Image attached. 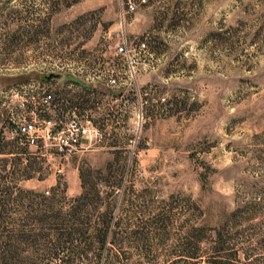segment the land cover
<instances>
[{
  "label": "rangeland",
  "instance_id": "374dc122",
  "mask_svg": "<svg viewBox=\"0 0 264 264\" xmlns=\"http://www.w3.org/2000/svg\"><path fill=\"white\" fill-rule=\"evenodd\" d=\"M34 118L53 138L27 147ZM1 135L0 264H264V0H0ZM83 204L85 256L26 225ZM17 230L52 236L13 259Z\"/></svg>",
  "mask_w": 264,
  "mask_h": 264
},
{
  "label": "trees",
  "instance_id": "16d2710c",
  "mask_svg": "<svg viewBox=\"0 0 264 264\" xmlns=\"http://www.w3.org/2000/svg\"><path fill=\"white\" fill-rule=\"evenodd\" d=\"M1 140H4V137L1 135L0 137V143ZM1 146V145H0ZM3 152V149L0 147V154ZM22 180H30L35 178L34 175L31 174H25L23 177H21ZM85 186V183H83ZM93 188H91L92 190ZM94 193V190H92ZM22 194H26L28 197H31L34 200H38L40 203H49L54 202L55 200L53 198H45L43 195H40L34 191H24L21 192ZM97 196V193L95 194ZM84 196V195H83ZM77 199V201H84V197ZM85 202V201H84ZM87 207L86 204H83L82 206H79L78 208L73 207L70 209V212L66 215H61L59 213L53 214L51 216L47 215H36L34 217L28 218L26 225L32 224H45L46 221L51 220V225L56 226V228L53 233L55 236V248L61 249L63 251H69L73 256H77L76 258H79L78 256H85L91 250H93V244L89 243V240L91 239L88 233H83L80 231V229H77L76 224L79 222V211L80 209ZM50 208V207H48ZM0 228L4 230V223L7 216V211L9 210V207L5 205L4 203L0 204ZM87 221L88 219H84ZM53 222V223H52ZM84 224L86 223H79ZM26 225L22 226L25 227ZM66 225H69V228H60V227H67ZM96 233H93V238L97 240L99 244V248L97 250L101 251L104 247L105 240H106V232L98 229L95 231ZM1 237L5 241L2 242V250H5L7 253L12 254V258L15 259V253L20 250V246L24 243L31 240H34L35 244L40 240H46L52 235H46L43 233L40 234H31V232H25L24 230H17L12 235ZM4 234V233H3ZM79 243V246L75 245ZM67 263H73V259H66Z\"/></svg>",
  "mask_w": 264,
  "mask_h": 264
},
{
  "label": "built area",
  "instance_id": "2783aa9c",
  "mask_svg": "<svg viewBox=\"0 0 264 264\" xmlns=\"http://www.w3.org/2000/svg\"><path fill=\"white\" fill-rule=\"evenodd\" d=\"M119 53H124V47L118 48ZM116 81L115 79H110L108 81V84L115 85ZM42 100L46 104H51L54 102V97L51 94L43 93ZM76 108L72 109V117L73 120L70 122L69 127L67 129H63L59 135L61 137V145L60 148L64 149H72L73 147L77 146L78 144V124L75 122V112ZM90 125V129L93 132L95 136H97V129H95L91 123H88ZM55 126V123L48 119H31L28 122H25L24 124L19 125L16 130L15 134L21 139V141L26 145L27 147H34L38 145V142L40 140H50L53 138L52 136V130Z\"/></svg>",
  "mask_w": 264,
  "mask_h": 264
},
{
  "label": "water",
  "instance_id": "95a60500",
  "mask_svg": "<svg viewBox=\"0 0 264 264\" xmlns=\"http://www.w3.org/2000/svg\"><path fill=\"white\" fill-rule=\"evenodd\" d=\"M65 82H70V83H74L77 85H80L84 88H89V86L84 85L81 81H79L78 79L74 78L73 76L70 75H63L60 77V83L63 84Z\"/></svg>",
  "mask_w": 264,
  "mask_h": 264
}]
</instances>
